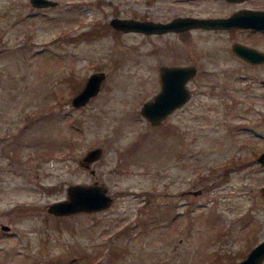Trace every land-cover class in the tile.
<instances>
[{"label":"rangeland","instance_id":"374dc122","mask_svg":"<svg viewBox=\"0 0 264 264\" xmlns=\"http://www.w3.org/2000/svg\"><path fill=\"white\" fill-rule=\"evenodd\" d=\"M57 1L0 0V264H78L86 251L97 264L244 257L264 238V65L235 58L227 33L109 24L80 35L110 16L165 21L203 0ZM194 62L188 100L152 124L140 107L159 91L158 67ZM99 69L98 94L75 107ZM95 145L100 157L80 165ZM95 179L114 197L104 210L47 211L71 182Z\"/></svg>","mask_w":264,"mask_h":264},{"label":"water","instance_id":"95a60500","mask_svg":"<svg viewBox=\"0 0 264 264\" xmlns=\"http://www.w3.org/2000/svg\"><path fill=\"white\" fill-rule=\"evenodd\" d=\"M32 4L37 6L51 5L56 0H30ZM110 25L114 29L148 32H169L170 30L180 31L183 29H189L190 27H222L225 25H232V16L217 18L216 16L196 17L195 15H179L178 17H171L168 20H154L152 18H135L132 16L122 17L116 15L110 17ZM233 52L240 54L243 58H247L250 62L257 60L264 61V53L260 50L250 48L249 45H242L239 42H233L231 47ZM195 64L173 63L166 65L162 63L158 69L160 88L159 91L154 93L151 99L145 100L141 104L140 112L148 118L152 124H160L163 118L172 113L176 107H181L185 101L190 97V89L187 86V81L191 80V77L196 72ZM105 72L101 69L98 71H91L87 75L84 85L71 96V103L75 106L86 105L88 100L94 95H97L103 79L105 78ZM102 146L91 147L82 154L79 159V164L87 168H90L91 160L99 158L101 155ZM257 162L264 164V149L256 156ZM95 168L89 169L93 172ZM66 194L62 199L53 200L47 205V211L51 214H57L62 216L64 214H73L74 212L89 211L94 212L96 210H104L108 207L114 197L109 193V187L106 183L98 182L97 179L92 182H71L66 186ZM262 193H264V182L259 187ZM196 193V192H194ZM2 228L8 229L9 225L1 223ZM264 259V239L258 240L256 244L248 249L245 256L241 259H236L231 264H263Z\"/></svg>","mask_w":264,"mask_h":264},{"label":"flooded vegetation","instance_id":"af4514ba","mask_svg":"<svg viewBox=\"0 0 264 264\" xmlns=\"http://www.w3.org/2000/svg\"><path fill=\"white\" fill-rule=\"evenodd\" d=\"M201 1L202 0H197L198 3L196 5L195 1H194L195 3L194 4V3H191V0H184V2H188L189 4L193 6L194 5L200 6ZM56 2L58 1L56 0L51 5H48V4L46 5L50 7L56 4ZM202 4L206 5V7L203 9L200 8V10H197V9L195 10L193 8L192 10L190 9V11L188 12H182V13L175 14V15L172 14L171 17H178L179 15H186V16L195 15L196 17L216 16L217 18L232 16V19H233L232 25L230 26L225 25L222 27L217 26V27H211V28L193 26V27H190L189 29H183L180 31H175V30H170V31H174L175 33H178V34L180 33L187 34L191 29H197L200 31L201 30L207 31V33H212V32H217L221 34L227 33L230 35L229 44L231 47H233V42H239V44L249 45L250 48L260 50V52L264 53V0H203ZM209 6H213L214 8L207 9ZM110 17H113V16H110ZM138 17L144 18V19L152 18V17H143V16H138ZM108 23H109V20H108ZM116 30L123 31V29H119V28H117ZM128 31H133V30H128ZM136 32L144 33L143 31H136ZM148 33H154V32H148ZM148 33H144V34L148 35ZM162 33L163 32L154 33V35L159 36V34H162ZM165 33H168V32H165ZM231 47H230V51L232 55H234V57L239 59L242 63L251 64L252 66L264 65V61H261V60L250 62L249 59L243 58L240 54L233 52ZM193 64H195L197 67V64L195 62ZM262 82L264 83V80H262ZM190 95H191V92H190ZM260 151L256 154V156L260 153ZM256 242L257 241H254V245L256 244ZM233 261L234 259L231 261L228 260V264L233 263Z\"/></svg>","mask_w":264,"mask_h":264},{"label":"trees","instance_id":"16d2710c","mask_svg":"<svg viewBox=\"0 0 264 264\" xmlns=\"http://www.w3.org/2000/svg\"><path fill=\"white\" fill-rule=\"evenodd\" d=\"M101 25V24H100ZM106 26H109V23L108 22H106V24H103V25H101L100 27H95L94 29H87V30H85V32H83V33H80V35L81 36H83V37H85V36H91V37H94V36H96V34H98V32L97 31H99V30H103V29H105L106 30ZM118 30H113V32H117ZM153 219H154V217H153ZM88 253L89 252H85L84 254H80L77 258H76V260H77V262H78V264H97L98 262H96V263H93L92 262V260L91 259H89V255H88Z\"/></svg>","mask_w":264,"mask_h":264}]
</instances>
